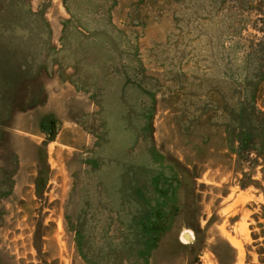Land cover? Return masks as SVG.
Masks as SVG:
<instances>
[{
	"label": "rangeland",
	"instance_id": "1",
	"mask_svg": "<svg viewBox=\"0 0 264 264\" xmlns=\"http://www.w3.org/2000/svg\"><path fill=\"white\" fill-rule=\"evenodd\" d=\"M263 11L0 0V264H264V156L226 134L264 102Z\"/></svg>",
	"mask_w": 264,
	"mask_h": 264
},
{
	"label": "trees",
	"instance_id": "2",
	"mask_svg": "<svg viewBox=\"0 0 264 264\" xmlns=\"http://www.w3.org/2000/svg\"><path fill=\"white\" fill-rule=\"evenodd\" d=\"M260 14V31L263 33V41L259 43V46L260 51L264 53V11ZM263 69L264 66L260 68L259 72L261 73L262 79L264 80ZM252 101V107L248 109L245 107V104H243L240 111L232 120L236 126V132L229 133L228 130H226V134L229 144L233 147V151L237 154V156L254 153L258 158L264 156V102L261 103L260 107H257L254 104V100ZM254 161L256 162L257 159H254ZM41 180L42 174L39 173V176L36 178L37 186L38 182ZM240 186L243 187L245 185L241 184ZM131 189L132 194H140V190L137 188L136 184L133 185ZM166 222L167 216L163 215L158 209L152 208L148 216L145 219L141 218L140 222L138 221L137 224L140 226L142 235L144 234L147 238L149 235L155 236L157 233H159L161 227L165 225ZM148 241L151 242L149 238ZM224 243L229 249L232 250L225 240ZM260 262L264 263V258H260Z\"/></svg>",
	"mask_w": 264,
	"mask_h": 264
},
{
	"label": "water",
	"instance_id": "3",
	"mask_svg": "<svg viewBox=\"0 0 264 264\" xmlns=\"http://www.w3.org/2000/svg\"><path fill=\"white\" fill-rule=\"evenodd\" d=\"M183 237H184L185 239H187L188 241H191V240L188 238V234H187V233L183 234Z\"/></svg>",
	"mask_w": 264,
	"mask_h": 264
}]
</instances>
